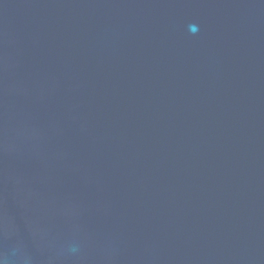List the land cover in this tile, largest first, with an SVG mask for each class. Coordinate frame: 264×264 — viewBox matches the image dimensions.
<instances>
[{"label":"water","instance_id":"95a60500","mask_svg":"<svg viewBox=\"0 0 264 264\" xmlns=\"http://www.w3.org/2000/svg\"><path fill=\"white\" fill-rule=\"evenodd\" d=\"M0 264H264V0H0Z\"/></svg>","mask_w":264,"mask_h":264},{"label":"clouds","instance_id":"9594fccd","mask_svg":"<svg viewBox=\"0 0 264 264\" xmlns=\"http://www.w3.org/2000/svg\"><path fill=\"white\" fill-rule=\"evenodd\" d=\"M190 30L192 32H195L197 30L196 26L195 25H190Z\"/></svg>","mask_w":264,"mask_h":264}]
</instances>
